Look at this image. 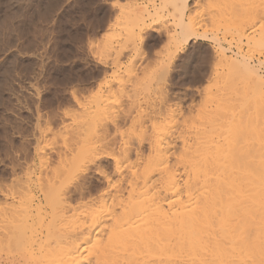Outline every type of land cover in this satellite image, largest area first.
Returning <instances> with one entry per match:
<instances>
[{
  "label": "rangeland",
  "instance_id": "obj_1",
  "mask_svg": "<svg viewBox=\"0 0 264 264\" xmlns=\"http://www.w3.org/2000/svg\"><path fill=\"white\" fill-rule=\"evenodd\" d=\"M183 1L0 0V264H67L72 235L93 259L85 231L158 142L218 130L237 105L243 129L262 116L264 0Z\"/></svg>",
  "mask_w": 264,
  "mask_h": 264
},
{
  "label": "bare ground",
  "instance_id": "obj_2",
  "mask_svg": "<svg viewBox=\"0 0 264 264\" xmlns=\"http://www.w3.org/2000/svg\"><path fill=\"white\" fill-rule=\"evenodd\" d=\"M183 2L182 6L186 7V0ZM227 61L230 67L238 68V70L245 69L248 73L254 74L247 61L242 62L243 64L237 63L232 58H228ZM242 77L246 78L245 75ZM255 77L262 81L259 75ZM248 78L251 79L250 76ZM253 86L255 87V84ZM226 105L229 106L228 103ZM226 105L223 104L222 110L229 112L232 107H226ZM243 106L244 104L237 105L240 111L242 109V113L245 110ZM240 113L236 116L232 113L233 116H229V119L224 114L226 117L222 118L224 123L221 124L224 129L221 126L219 128L220 124H217L219 131L215 130L216 128L212 130L211 124L215 123L213 119L209 121L211 124L206 123L209 126H207L208 131L197 129L198 131L194 134L192 132L195 130L192 131L191 127L190 133L193 135L188 138L180 134L184 130L178 132L181 137L173 133L170 136L166 135L169 137L164 139L162 135L163 141L160 140L159 135L161 142L159 143L157 139L159 145L152 150L154 154L147 155V157L152 156L153 160L151 162L148 161L149 158L145 159V162L148 161L145 165H149L145 167V171L140 170L141 174L138 172L140 175L136 173V176L132 175L130 180H134L133 182L129 180V183L125 182L129 185V189L116 186L115 183L116 185H113L112 191L108 194L116 207L121 204L119 208L113 207L111 201H108L112 206L109 217L103 216L105 219H98L97 221L100 220L98 224L95 221L94 223L98 226L95 228L93 225V231L89 228L87 232L85 231V240H81L87 244V239L96 235L99 237L97 247L93 249L94 252L96 251L94 258L80 261L79 257H82L85 251L82 255L80 252L85 249L87 251V246L83 242L85 245L81 247V250H77L76 243L80 239L77 235L73 237L72 233L64 253L67 264H264V144L258 147L257 143L260 142L258 137L260 133L262 137L264 135H262L263 127L259 135L257 133L260 130L258 126L260 128L261 125L258 121L264 119V113L262 116L261 112L259 116L254 114L253 118L251 115V122L246 119L245 130L241 127L244 126L241 117H246V113L244 115ZM253 119L257 121V125L255 124L257 129L251 126L252 122H255ZM262 122L264 124V120ZM247 127L250 136L255 135L254 140L259 138L256 140L257 145L253 143L255 141H252L250 136L248 137L247 132L241 133L242 130L246 131ZM250 127L253 130L256 129L258 136L253 130L252 133L249 131ZM246 134L249 140L246 139ZM242 135H245V138H241ZM246 140L249 141L248 148L246 144H242L247 142ZM251 141L257 149L249 148ZM176 142H180L178 152L173 151L175 148L173 145ZM134 172L135 169L133 174ZM81 234L83 235L82 232ZM77 251L81 256L77 257Z\"/></svg>",
  "mask_w": 264,
  "mask_h": 264
}]
</instances>
